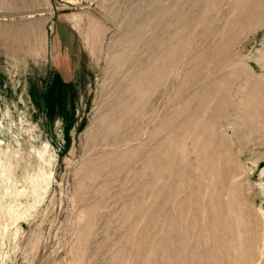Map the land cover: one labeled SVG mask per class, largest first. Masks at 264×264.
<instances>
[{"label": "rangeland", "instance_id": "obj_1", "mask_svg": "<svg viewBox=\"0 0 264 264\" xmlns=\"http://www.w3.org/2000/svg\"><path fill=\"white\" fill-rule=\"evenodd\" d=\"M256 105L264 0H0V264H264Z\"/></svg>", "mask_w": 264, "mask_h": 264}, {"label": "bare ground", "instance_id": "obj_2", "mask_svg": "<svg viewBox=\"0 0 264 264\" xmlns=\"http://www.w3.org/2000/svg\"><path fill=\"white\" fill-rule=\"evenodd\" d=\"M246 98H247V97H246ZM247 99H249V98H247ZM254 111H255L256 114H258L257 116H261V118L264 120V107H259V106L256 105L255 108H254ZM223 117H224V115H223V114H220L219 117H218V119H216V121L219 122ZM192 119H193V118H192ZM200 120H201V119H200ZM263 122H264V121H263ZM216 123H217V122H215V124H216ZM250 123H251V122H250ZM215 124H213V125H215ZM200 125H201V124H200ZM193 126H194V125H193ZM198 127H199V126H198ZM211 127H212V126H211ZM189 128H190V127H189ZM198 129H199V128H198ZM198 129H197V130H198ZM200 129H201V128H200ZM257 129H260V128H257ZM192 130H193V129H192ZM195 130H196V129H195ZM201 131H202V130H201ZM250 131H251V130H250ZM261 131H262V130H261ZM193 133H195V132H193ZM193 133H192L191 135H193ZM199 133H201V132H199ZM196 134H197V133H196ZM196 134H195V135H196ZM201 134H202V133H201ZM205 134H206V133H205ZM199 135H200V134H199ZM203 135H204V134H203ZM205 136H207V135H205ZM205 136H204V137H205ZM201 137H202V136H201ZM201 137H200V138H201ZM193 138H194V137H193ZM195 138L197 139V136H196ZM205 138L207 139V137H205ZM205 138H204V139H205ZM173 139H174V138H173ZM204 139L202 138V140H204ZM192 140H193V139H192ZM194 140H195V139H194ZM172 141L175 142V140H172ZM207 141H208V139H207ZM207 141H205V142L207 143ZM199 142H200V141H199ZM199 142H198V143H199ZM200 143H201V142H200ZM198 145H199V144H198ZM198 145H197V146H198ZM201 145H202V143H201ZM207 145H208V144H207ZM197 146H196V150H197V152H196L197 155H196V156L199 157V158H200V157H204V155H205V156H206V159H212V160L215 159V160H217L218 157H219V159H221L222 156L226 154V153H225V154H223V155L221 156L220 153L217 152L218 150H217L216 152L213 151L212 153H208L207 155H206V154H202V150H201V148H203V147H198V148H197ZM204 146H205V145H204ZM205 147H206V146H205ZM211 147H212V146H211ZM216 149H217V148H216ZM216 149H215V150H216ZM212 150H213V149H212ZM204 152H205V151H204ZM223 153H224V151H223ZM221 154H222V153H221ZM213 157H215V158H213ZM223 157H224V156H223ZM212 160H211V161H212ZM215 160H214V161H215ZM222 160H223V158H222ZM201 161H202V160H201ZM231 161H232V160H231ZM202 162H203V161H202ZM208 162H210V161H207V163H208ZM203 163H204V162H203ZM203 163H202V164H203ZM212 163H213V162H212ZM214 163H215V162H214ZM231 164H232V163H231ZM206 165L208 166V164H206ZM202 167H204V166H202ZM216 167H217V166H216ZM162 168H163V167H162ZM200 169H201V168H200ZM205 169H206V168H205ZM208 169H209V168H208ZM210 169H211V168H210ZM212 169H213V168H212ZM227 169H228V168H227ZM213 170H214V169H213ZM215 170H216V169H215ZM215 170H214V171H215ZM200 171H201V170H200ZM208 171H210V170H208ZM222 172H223V171H222V170L220 171V169H219L216 173L212 171V174L215 173V175H216V174H217V175H218V174L220 175ZM228 172H229V171H227V173H228ZM212 176H214V174H213ZM223 176H225V175H223ZM223 176H221V177L224 178ZM229 176H230V175H229ZM214 177H215V176H214ZM221 177H220V178H221ZM224 179L227 180L226 178H224ZM220 180H222V179H220ZM222 181H224V180H222ZM217 182H218V180H217ZM217 182H216V183H217ZM224 182H225V181H224ZM225 183H226V182H225ZM213 184H214V183L212 182V185H213ZM223 185H224V184H223ZM215 186H217V184H216ZM215 186H214V187H215ZM214 191H216V188H215ZM217 191H218V190H217ZM195 194H196V193H195ZM215 194H216V193H215ZM210 196H211V195H210ZM214 197H215V196H214ZM183 198H184V197H183ZM209 198H211V197H209ZM199 199H200V198H199ZM213 200H214V199H213ZM216 200H217V199H216ZM197 201H198V200H197ZM207 201H208V200H207ZM214 201H215V200H214ZM195 202H196V201H195ZM201 203H202V202H201ZM211 203H212V202H211ZM221 203H222V202H221ZM213 204H214V203H213ZM213 204H211L210 206H212ZM223 204H224V203H223ZM196 205H198V204H196ZM215 205H217V203H216ZM198 206H199V205H198ZM200 206H201V205H200ZM218 206H219V205H218ZM218 206H216V208H218ZM205 207H206V206H205ZM221 207H222V204H221ZM207 208H208V207H207ZM217 210H219V209H217ZM196 211H197V210H196ZM220 211H221V210H220ZM213 218H214V217H213ZM181 219H182V218H181ZM211 219H212V218H211ZM216 220H217V219H216ZM206 221H207V220H206ZM213 221H214V220H213ZM209 223H210V221H209ZM217 223H218V222H217ZM217 223H212V224H214V225H213L214 227H219V226H218L219 223H218V224H217ZM208 225H209V224H208ZM230 230H231V229H230ZM231 231H232V230H231ZM211 232H212V229H211ZM218 234H219V233H218ZM214 240H215V239H214ZM214 240H213V241H214ZM215 241H220V239H219V238H216ZM216 243H217V242H216ZM221 244H222V243H221ZM217 247H218V246H217ZM213 248H214V247H213ZM221 248H222V245H221ZM225 248H226V246H225ZM235 248H236V247H235ZM226 249H227V248H226ZM242 249H243V247H242ZM218 250H219V249H218ZM241 251H243V250H241ZM217 254H218V253H217ZM246 254H247V253H246ZM244 255H245V254H244V251H243V252H242V257H244ZM248 255H249V254H247V256H248ZM240 256H241V255H240ZM245 257H246V256H245ZM214 263H215V262H214ZM211 264H212V263H211Z\"/></svg>", "mask_w": 264, "mask_h": 264}]
</instances>
